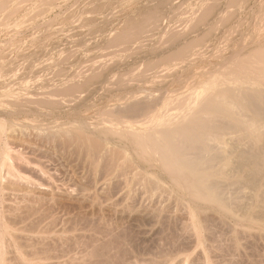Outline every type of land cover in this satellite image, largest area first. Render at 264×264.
Masks as SVG:
<instances>
[{
	"label": "rangeland",
	"instance_id": "rangeland-1",
	"mask_svg": "<svg viewBox=\"0 0 264 264\" xmlns=\"http://www.w3.org/2000/svg\"><path fill=\"white\" fill-rule=\"evenodd\" d=\"M1 1V3H5V7L3 9L6 11L3 9L0 11V102L2 100L4 101L3 92L6 90H9V93L13 91L10 93L9 97L10 100L12 99V102L13 98L14 101L18 99L22 101L24 98L27 100L28 93L30 95H28V98H30L32 95H34L33 93L35 90H39L41 88V90L38 91V93H40L42 90H44L45 86L43 87V85L47 83V85L50 87L51 83L55 82L51 85L52 87L54 86L53 90L55 91L57 88H59L60 91L57 89L56 92H53L51 89L52 87L49 88L46 85V92H41L42 95L45 93L43 96L48 95L50 99L52 98L51 100L54 102L53 107L49 106L48 104L46 105L45 103H43L42 106L37 104L36 106L34 105L35 103L31 105L30 103H33V100L37 101L38 104H41V95L36 93V91L35 93L38 94L37 96L39 97L40 95V101L38 98L34 99L36 96L35 94L30 98H33L30 100L31 102L28 101L29 99L27 101L25 100L28 105H24L25 101L23 104L21 103V106H17L16 104H12L11 101L7 102L6 100L0 103V123H3L4 121L5 124L4 130L2 129L3 132H0V251L2 253H0V264H2L3 261V264H15L17 262V264H31L34 262L35 264H47L45 262H48L49 264H68L72 261V257L79 259L76 260L74 258L70 264H73V262L77 263L80 259V263L83 261V263L88 264L90 261H87L86 259H89V249H91V246L94 247V245H98L102 243V241L106 240L107 235L100 234L99 230V232H97V228L94 230L93 227L97 223H94L93 226H91L92 230L89 229L90 225L86 221L91 223V221L94 220L96 222L97 218H100L101 216L102 218H107L109 220L107 223H111L112 221V227L115 221L118 224L117 225L115 223L118 226L116 229H119L118 231H124L121 233H124L125 236H128L127 232H129L128 237H131V239L126 237V240L131 241L129 244L131 243L133 248L128 244V241L126 245L128 244L133 249V252L131 253L132 250L128 247L127 249H130L128 250L130 254H128V252L127 254L123 255V258H120L121 261L118 260V262L115 264H118L119 262H121L119 264L197 263L195 262L194 255L196 256L195 253L198 251L195 250H197L196 248H198L199 245L196 243V245H194L192 242L195 241L193 240L195 238L193 235H191L192 232H188V230L184 231L180 225H183L184 228V224L189 226L193 219L196 220L198 218V220H200V217H204L202 216L204 215L203 212L199 213V216L202 214L200 217L198 216V203L193 201L192 198H190L178 185L173 184V180L171 181L170 177L166 176V174L162 172L157 162L145 161V159L135 153L127 141L122 139L117 134H106L94 128L99 129L101 124H98V121L100 123V120H104L105 118L109 123L117 122V120H114V118L111 116L110 117L113 120H109L111 118L108 116V111L114 112L124 109L131 102L125 99L126 96L128 94L131 95L132 93L135 94L134 92L144 91L145 86H147L146 88L150 89V92H154H151L152 94L157 95L154 96V99L157 97L159 98V100L155 101V107L157 106L156 109H158L159 106L161 107L163 102H161L162 100L160 99H163L164 101V99H166L164 96L166 95L164 94V98L159 97L162 96V93L159 92H163L162 90H165V84L159 85V88H152L151 85H147V83L143 81L144 79L140 84L137 83L138 81H135L126 85H120L117 83V81H114L118 80L120 76L123 77L122 75L127 74V72H133V70L136 72L138 71V68L147 66V63L158 59L160 55H164L165 57L166 54H169V49H176L177 46L178 49L181 44L198 37V34L200 35V33L212 23L216 22L217 25H219V33H221L223 31L222 29L225 27V25H228L230 21L223 25L220 21V16L228 11L232 0H215L212 12L204 23L199 24L196 33L186 32L188 31L189 25L190 23L192 24V22L190 21L189 23V18L188 20L185 18L188 16H191V19L196 17L192 15L196 13L198 14L200 12V10L199 12L197 11L201 8V5L203 4L202 2H205L206 0H51L52 2L49 0L51 3H49L47 0H16V2L15 0H4L5 2L3 0ZM210 1L212 2L213 0ZM263 1L264 0H242V6L241 9H238V13H242V15H246L247 13L249 15L253 12L255 17L259 13V10H262L261 5H264ZM199 5L200 8H198ZM13 6L15 7L13 8ZM16 6L19 7L16 8ZM194 6L197 7L196 13L195 10L193 11V8H196ZM247 7L249 9H247ZM179 9H181L180 12H178ZM187 10L189 11L188 14L186 12ZM190 10H192L194 14L190 12ZM181 11H185L186 14L184 13L182 15ZM153 12L159 14L160 26H158L159 29L157 28L153 30V32H147H152L151 35L156 34L157 37H154V35L151 37V35L149 33L147 34L146 32V35L144 34V38L146 39L142 37L137 40L136 43H133L135 48L140 47L139 49L136 48V50H133L135 48L132 45H130L131 47L128 45L129 49L126 47V50H121L122 52L120 50L112 51L113 49H107L105 47V45L113 41L118 34L122 33L126 29L127 25L132 22L142 20L146 15ZM179 13H181V17ZM175 16H177V18H175ZM183 17H185V24L186 20L188 23L185 25V28H183L184 31L182 29H179V31L178 28H182L181 26L184 23ZM178 18H182L181 23H183L180 26L178 23L180 19L178 20ZM173 20L178 23V26H176L177 24H175L176 22ZM167 23L170 25L167 26ZM171 24L178 28L174 30L171 27ZM165 25L166 27H164ZM186 26H188V28ZM162 28H166L164 29L165 32L172 28V30L177 31L180 34L185 33L186 35L180 39L182 40L181 42L179 41L169 49L156 48L153 52H149L150 49L154 47V42H156L158 45L163 41L164 38L160 37L165 36L162 34L164 31ZM156 30L158 31L156 32ZM181 30L183 31L182 33ZM158 32L160 36L157 35ZM147 37L151 38H148L149 42H147ZM158 38L162 40L158 41ZM145 40L146 42L139 43L140 41ZM142 43L147 44L143 46L144 44ZM156 43L155 46H157ZM132 47L133 49H131ZM148 47L150 49H148ZM105 48L108 51L106 54ZM110 50L113 53L111 56V52L109 53ZM115 52L118 53L119 58L115 59V57H117V53L115 54ZM103 54H109L108 56H105L108 59L105 58ZM102 57H104L105 59H103L105 61L107 60L108 63L107 61L105 62L104 60H101ZM109 57L113 58L110 59ZM109 59L112 63L111 66H109L111 64ZM94 60L96 61L95 63L93 62ZM112 60H115L116 62H112ZM96 63L97 65H95ZM105 63L106 65L108 64L107 66L109 67L105 66ZM199 63L200 61H198L197 64ZM89 64H92L90 65V68ZM165 64L170 66L172 63L167 61ZM84 66L87 69L89 68V70H86L91 73L94 68L96 71L97 69H103V73L100 77L92 79L87 85H90L89 87L83 85V89L79 88L80 91L82 90L81 93L79 92L78 94V92L74 91V96H72V92H70L71 94L68 96V93V95L64 93V85L65 89L66 87L74 85L75 83H77L78 86L82 85V82H84L83 79L85 80V78L89 76L90 73L85 71ZM91 66H93V69ZM98 66L100 67L96 68ZM82 71H84L86 74L85 78L82 76L84 73L80 75V72ZM56 72L58 74H56ZM78 72L79 77L77 76ZM113 75L115 77H112ZM21 78L22 80L27 78L28 81H26V79L24 82L21 80ZM77 78H80L79 82L81 81V84L77 81ZM110 79L112 81L111 83L109 81ZM66 80L68 83H72L68 85ZM73 80H75V82H73ZM170 80L171 79L168 80V85L170 84ZM26 82L28 84H26ZM13 83L16 87L18 85V87L21 89L24 86L23 89L26 91L23 89L21 90L18 87L16 90L15 86L12 87ZM62 83L64 84L63 86ZM108 83L111 87H108ZM5 86L12 87L10 88L12 90L9 88L5 89ZM25 86H27V88ZM85 87H87V89H85ZM28 88L33 90L31 91ZM84 89L86 91H84ZM61 90L64 92H61ZM17 91L23 99H20V96L16 94L18 93ZM14 93L18 99H15L17 97L14 96ZM55 93H58L60 96L57 98L58 95L56 94V96ZM63 93L66 97L63 95ZM75 93L77 94L75 95ZM82 93L86 95H83ZM63 96L64 99L62 98ZM6 97L7 96H5V98ZM73 97L74 99H72ZM9 98L7 100H9ZM44 98H47V96ZM69 98L70 100L72 99V101L68 100ZM50 99H48L49 102H52ZM63 101H66V103ZM9 102L12 104V106L11 104L8 105ZM56 102H58V105ZM62 102L64 105L59 104ZM164 105L165 104L162 106ZM133 117L126 115L124 116V118H127L126 120L122 119L121 117L120 119L123 121L125 120L126 122L137 121V123H135L136 125L138 122L141 123V121H144V119H142L144 115H135ZM120 119L118 120L121 123L125 122L121 121ZM128 119L131 120L128 121ZM31 121L34 122V124ZM74 121L76 123H73ZM35 123L37 125H35ZM69 123L71 125L77 123H87L90 129V135L97 138V140L101 143L99 148L96 150L90 148L87 149V146L85 145V148L84 144H82L80 141H74L73 143H70L67 141V133L58 135L59 138L57 137V134H55V138L52 135L53 139L51 138L52 136L47 137L48 139L51 138L49 140L46 138V135L52 130L53 131L50 133V135L56 130V132L59 133L66 126V130H71L73 125L68 126ZM136 125L135 128L142 132L144 128L142 129L141 127V131L140 127ZM147 127L148 124L145 125V129ZM139 131L138 133H140ZM63 134L65 136H63ZM67 135H69V133ZM6 156H8V158ZM10 162L12 163V166L10 165ZM144 208H149L150 212L148 215H150V217L154 212L151 210H157L161 218H171L173 225L171 223L170 227H174L175 225L177 226V229H180L178 227H181V232L180 230H176L175 227V230L169 228V231H167L172 233L173 231L171 230H174L175 232H173V234L176 236L178 233L177 235L179 237L176 236V238L169 236L170 238H167L170 234L166 231L168 234H166L167 236L161 235V238H164L165 240H160V235L158 236L156 230L154 231V229L159 225L156 224L155 226L152 222V219H149V216L148 218L147 216H144L145 220L140 219V213L142 214ZM207 211L208 210H206V212ZM210 212L212 213L213 211L211 210ZM208 213L209 212H207V214ZM211 213H209V216H211V219L216 222L215 219L218 218H216V213L214 212V214H212L215 216V218L214 216L212 217ZM16 215L17 218H19L17 221H15ZM101 219H98L97 221H101ZM217 220L219 221V219ZM230 222L232 223L231 220H229V223ZM15 224L16 226L14 227ZM116 225H114V227ZM5 226L8 228L10 226L12 231H15L18 227L20 229L13 232L12 234V231L9 232V229H7ZM153 226L155 227L152 228ZM122 227L125 228L127 232ZM4 229H7L6 231L9 232V235L6 232L4 235ZM221 231H223V234L225 232L226 237L228 230L225 231V229H220L219 233L215 231V234L219 235L222 233ZM90 232H92V234ZM179 232L182 236H180ZM10 233L13 235V237L16 235V239H19L14 240V238L9 237L11 235ZM95 233L97 234L95 235ZM173 234H171V236ZM36 236L37 239L35 240ZM43 236L45 240L42 241ZM91 236H93L92 241L91 239L89 240ZM30 237L33 238L30 239ZM72 238L76 239L73 240ZM172 238H176L178 240H173V243ZM11 239H13L14 242H11ZM31 241H34L35 243ZM39 241L41 243L43 242L42 245L45 244V241L48 246L51 245V247H53L49 248L50 251L48 248H45L47 251L51 252V254H48L47 252L41 253L42 259L38 261L36 259H38L37 257L40 255L39 252H43V248H41L42 246ZM188 241L190 243H188ZM15 242L21 246H17ZM56 242L59 245H57ZM65 246H67V248ZM17 248L20 252L22 250L24 254L22 255L23 257L19 256L21 261L25 257H27L28 260L27 258L23 259L25 262H21L20 258L18 261L16 260V257L18 258ZM198 250H201V248ZM20 252H18L19 255L22 254V252ZM56 253L59 255H56ZM44 254L49 256V258L45 259L46 256H44ZM70 255L71 257H69ZM57 256L59 259L54 258ZM124 256H126V258ZM188 256L190 258H194V260L192 259L193 261L190 262L184 261L188 258ZM190 258L188 259L190 260ZM29 260L33 262H29Z\"/></svg>",
	"mask_w": 264,
	"mask_h": 264
},
{
	"label": "bare ground",
	"instance_id": "bare-ground-1",
	"mask_svg": "<svg viewBox=\"0 0 264 264\" xmlns=\"http://www.w3.org/2000/svg\"><path fill=\"white\" fill-rule=\"evenodd\" d=\"M47 1H49V0H47ZM50 1H49V3L52 2V1L51 2ZM206 1H208V2H206ZM206 1L205 2L201 1L203 4L201 5V8H200V5L198 6V8H200L197 11V12H199V10H200V12L198 14L196 13L197 7L194 6L196 8L195 9L193 8V11L195 10V13L197 15L194 14L192 10H190V12H192L194 14L192 16H196V17H193V19H191V16L189 17L188 15H187L188 16L187 18L183 17V22L185 21L184 18L187 20L189 18L188 22L189 23H190V21L192 22V24L190 23L191 28H190V25L188 24L190 31L188 29V31H186V32H188V33L195 32L196 33L197 32L196 30H197V27L199 26V24L204 23L205 20L209 17L210 13L213 10V5H214L215 0H213L212 2L210 0H206ZM1 2H0V11L5 7L4 6L5 3L3 4ZM15 2H16V0H15ZM241 2H242V0H232L228 11L220 16V21L222 22L223 25H225V23L230 21V23L228 25H225V27L222 29L223 31L221 33H219V30H220L219 25H217L216 22L212 23L203 32H201L200 35L198 34V37H195L193 40L187 41V42L181 44L178 49H177L178 46L176 47V49L173 48L172 50L169 48L173 47V45L177 44L179 41L181 42L182 40H180V39L186 35L185 33L183 34L182 32L184 31L183 28H185V25L188 23L187 20H186V24H185V22L184 23L182 22L184 24V26H183V24L181 23L182 18L181 19L178 18V20L179 19L180 20L179 21L177 20V21L179 23V26L182 24V26H181L182 28L176 27V26H178V23L174 20L173 21L176 22L175 24H177V25L174 26L173 25L174 22H173V24H171V27L174 30H176L177 28H178V30L182 29L183 31L181 30V33L183 35L177 31L172 30V28L168 29L169 31H166V32L164 30L166 28H164V29L162 28L164 30L163 32H165V33L162 32V34H164L165 36H163V37L160 36L159 32L157 33V35H159L161 38H164L163 41L160 43L158 42L159 43L158 45L156 42H154V44H153L154 47H152L151 49L148 47V49H150L149 52H153L156 48H168L169 54H166L167 56L165 55V57H164V55H162V56L160 55V57L158 59L147 63V66H143V68H138V71H136V72H134V70L132 69L133 72H127V74L122 75L123 77L120 76L118 80H115V78H114V80H115L114 82L117 81V83L120 85H126L128 83H131V82L133 83L135 81L136 82L138 81L137 83L140 84L141 81L144 79L143 81L145 83H147V85L148 84L151 85L152 88L153 87L156 88L161 84H165L166 88H165V90H162L164 93L161 91L159 92V93H162V96H159V97H162V98L166 97V99H164V101H163V99H160V100H162L161 102H163L162 105L163 104H165V105L162 106L158 102L162 108L157 103L159 107H158V109H156L157 106L155 107V104H156L155 101L159 100V98L157 97L158 98L157 99L155 97L156 99H154V96H157V95L152 94L151 92H153V91L150 92V89L146 88L147 86H145L144 91L134 92L135 94L132 93L131 95L128 94L126 96L125 99L129 100L131 102L124 109L114 111V112L108 111V116L109 117L111 116L112 118H114V120H117V122H114V123L110 122L109 123L108 121H106L107 120L106 118L105 119L103 118L104 120H100V123L98 121V124H101L99 129L94 128V129L101 131L103 133H106V134H117L122 139L127 141L131 145V147L133 148L135 153L138 156L145 159V161L157 162V164L160 166V169L162 170V172L164 174H166V176L170 177L171 181L173 180L172 181V182H174L173 184L178 185L190 198H192L193 201L198 203V205H199L197 207L198 208V216H199V213L203 212L204 215H202V214L201 215L204 217L202 218V217H200L201 216L200 215L199 216L201 218L200 220H198V218L197 219L195 218L196 220L193 219V221L190 222L191 224L189 223L190 224L189 226H186V224H184V226H185L184 228H183V225H180V226H182V229L184 231L188 230V232H190V231L192 232L191 235H193V237L195 238V239H193L195 241H192V242L194 243V245L198 244L199 247L201 248V250H198V249H200L199 247L196 248L197 250H195L198 252L201 251L199 253L197 252L198 255H197V253H195L197 257L194 255L195 262H197L195 264H264V5L263 4L261 5L262 10L261 11L259 10V13L257 14V16L254 17L255 14L253 12H252L253 14L251 13L249 15L247 13H246V15L245 14L242 15V13H238L239 12L238 9H241V6H242ZM17 3H18V1H17ZM240 3H241V5H240ZM263 3H264V1H263ZM19 6H16V8ZM14 7L15 6H13V8ZM249 8H250V6H249ZM249 8L247 7V9H249ZM3 10H5V9H3ZM180 10L181 9H179L178 12H180ZM251 11H253V10H251ZM186 12L188 14L189 11L187 10ZM184 13H185V11L182 12V15ZM179 14L181 17L182 16L181 13H179ZM175 18H177V16H175ZM166 25L169 26L170 24L167 23ZM166 25L164 27H166ZM172 25L176 28H174ZM158 26H160L159 14H157L156 12L150 13V14L146 15L142 20L132 22L129 25H127L126 29L122 33L118 34L113 41L106 44L105 47L107 49H110V48L113 49L112 51H114V50L115 51H118V50L124 51V50H126V47H128V49H129L130 45H132L134 47V45H133L134 42L136 43V41L139 40L140 38H142V37L144 38V36L146 35L145 33L147 31L153 32V30L157 29ZM186 27L188 28V26H186ZM185 30H187V29H185ZM157 31L158 30H156V32ZM148 33L151 35L150 32H147V34ZM153 35H151V37ZM154 37H157L156 34L154 35ZM148 38L149 37H147V39ZM144 39H146V38H144ZM149 39H151V38H149ZM149 39L147 42H149ZM158 39H159L158 41L162 40L160 38H158ZM153 41H155V40H153ZM156 41H157V39H156ZM141 42H146V40L140 41L139 43H141ZM155 43L157 46H155ZM142 44H144L143 46H145L147 43H142ZM136 46H137V44H136ZM133 47L131 49H133ZM136 48H138V47H136ZM136 48L133 50H136ZM107 49L105 51V54H106V52H108ZM110 52H111V50L109 51V53ZM116 53L117 52H115V54ZM111 54H113V53L111 52L110 56H111ZM108 55L109 54H107V55L103 54L104 57L108 56ZM116 56L117 57H115V59L119 58L118 53ZM104 57H102L101 60H104L105 58H107V57H105V58ZM113 57H111V58H113ZM167 61H170L173 64V66H172V64H170V66L169 65L167 66L165 64ZM198 61H200L199 64H197ZM93 62L95 63L96 61L94 60ZM101 62H103V61H101ZM112 62H116V61L112 60ZM107 63H108V61H107ZM110 63H111V60H110ZM168 64H169V62H168ZM90 65H92V64H89V68H90ZM95 65H97V63ZM95 65H93V66H95ZM107 65L105 63V66H107ZM111 65H112V63L109 66H111ZM93 66H91V68ZM109 66H107V67H109ZM99 67L100 66H98L96 68H99ZM168 67H171V68H168ZM89 68L87 69L85 67V71L89 70ZM105 69H106V67H105ZM139 69H141V70H139ZM88 72L89 71H87V73ZM83 73H84V71L80 72V75ZM89 73L91 75L90 74H89V76L87 75L88 77H86L85 73L82 75V76H84L83 78L86 77L85 80L83 79L84 82H82L83 83L82 85L78 86L77 83H75L74 85H70L69 87H66V89H65V85L62 83V86L64 85V91L65 92L63 90H61V92H64L66 94L68 93L69 94V95L67 94L68 96H70V94H71L70 92H72V96H74V94H73L74 91L78 92V94H79V92L81 93L82 90L80 91V89H83V85L87 86L91 82L92 79L100 77L103 73V69H101V70L97 69V71H96V69L94 68L92 73L91 72H89ZM56 74H58V73L56 72ZM78 75H79V72H78L77 76ZM112 77H115V76L113 75ZM26 79L27 78H25V80ZM79 79L77 80L78 82H79ZM169 79H171V80H170V84L168 85L167 83H169V81H168ZM175 79H177V80H175ZM21 80H22V78H21ZM25 80H22V81L25 82ZM22 81H20V82H22ZM26 81H28V79ZM109 81H110V83L112 82L111 79ZM73 82H75V80H73ZM114 82H113V84H114ZM29 83H31V82H29ZM52 83L54 84L55 82H52ZM52 83H51V85H52ZM59 83H60V81H59ZM67 83H68V81H67ZM71 83H68V85ZM13 84H12V87L15 86V84L14 85ZM26 84H28V83L26 82ZM47 84L43 85V87L45 86L44 90H42L43 92H46L45 88H46ZM10 85H11V83H10ZM19 85H20V83H19ZM51 85H50V87H52ZM27 86H25V87L27 88ZM89 86H87V87H89ZM2 87H4V86H2ZM12 87L5 86V89L6 88L10 89ZM17 87H18V85H17ZM17 87L15 86L16 90H17ZM21 87H22V85H21ZM53 87L51 88L52 90L54 89ZM57 87H59V86H57ZM87 87H85V89H87ZM108 87H111L110 84ZM18 88L21 89L20 87H18ZM23 88H24V86H23ZM61 88H63V87H61ZM35 89H39V88H35ZM57 89L59 90V88H57ZM85 89H84V91H86ZM163 89H164V86H163ZM10 90H12V89H10ZM23 90H25V89H23ZM29 90H31V88ZM40 90H41V88L39 90H35V91H36V93H38V91H40ZM56 90L55 91L53 90V92H56ZM6 91L3 92V96H4V101L6 100L8 102V101L12 100V99L10 100L9 97H10V93H12L13 91L10 93L8 92L9 90L7 92ZM35 91L33 93L34 95L36 94ZM41 92L38 94L41 95V99L43 101L42 100L40 101V98H39L40 95L38 97L37 96L38 94H36V96L34 97V99L38 98V100L41 102V104L40 103L38 104L37 101H35V100H33L32 101L33 103H30V104L32 105L35 103L34 105L37 104V105L42 106V104L45 103L46 105L48 104L49 106L53 107L54 102H53V100H51L52 98L50 99L48 97V95H46L47 98L50 99V101H52V102H49V100L47 98H44L46 96H43V95H45V93L42 95ZM64 93H63V95H64ZM16 94H18V96H20L19 92ZM56 94L58 95V93H55V95ZM76 94L77 93H75V95ZM164 94L166 96H164ZM28 95H29V93L27 94V100L28 99H29L28 101L32 100L33 98L32 99H30V98L33 97L34 95H32L30 98H28ZM83 95H86V94H83ZM134 95H137V96H134ZM5 96H7L9 98V100H7L8 98L7 97L5 98ZM11 96H12V94H11ZM14 96H15V93H14ZM42 96L45 100L42 98ZM59 96L60 95H58L57 98ZM64 96L62 97L63 99H64ZM15 97H17V96H15ZM76 97H80V96H76ZM21 98H22V96H20V99ZM15 99H18V97ZM72 99H74V97ZM72 99L70 100V98H69L68 100L72 101ZM76 99H78V98H76ZM25 100H26V98H24L22 101H20L19 99L14 101V98H13L14 103L12 101H11V103L16 104L17 106H21V103L23 104ZM2 101L0 103H2ZM26 101H25L24 105H28L26 103ZM73 101H76V100H73ZM7 102H5V103H7ZM63 102L59 103V104L64 105ZM164 102H166V103H164ZM11 103L9 102L8 105H10ZM57 103L58 102H56V104ZM64 103H66V101ZM12 104H11V106H12ZM2 105H4V104H2ZM57 105H56V107H57ZM39 107H37V108H39ZM58 107H60V106H58ZM15 108H16V106H15ZM23 108L25 109L24 106H23ZM23 108H20V109H23ZM157 110H159V111H157ZM22 111H24V110H22ZM134 114L136 116L144 115V117H142V119H144V121L143 122L141 121V123L138 122V124H137L140 127L141 131L144 128L142 132H140L139 130H137L135 128V125H136L135 123H137L136 120H134L136 122H132V121L126 122L125 121L127 118H124V116L129 115V116L133 117V116H135ZM120 117L122 119H125L124 120L125 122L123 120H121ZM112 118L109 120H113ZM133 118H135V117H133ZM118 119H120L124 123H121ZM145 119H147V120H145ZM2 120H4V119H2ZM130 120L128 119V121H130ZM80 122H81V120H80ZM32 123L34 124V122H32ZM73 123H76V122L74 121ZM107 123H109V124H107ZM12 124H14V123H12ZM147 124H148V127L145 129V125H147ZM35 125H37V124L35 123ZM62 125H64V124H62ZM70 125L71 124L69 123L68 126H70ZM72 125H71L72 128L68 127V128H71V130L70 129L66 130L65 128L67 126L65 125L66 127L64 129H62L59 133H57L56 132L57 130H56L55 131L56 133L54 132L50 135V133L53 130L51 132L49 131L50 132V133L48 132L49 134L46 133L48 136L45 134L46 138L49 136L51 137L52 135L55 138V136H56L55 134H57V137L59 138L58 135H60L62 133H64V134L69 133V135L66 134V136L68 137V140H67L68 142L73 143L74 141H76V142L80 141L82 144H84V146L85 145L87 146V149L90 148V149L96 150L99 148L101 143L97 140V138L90 135L91 133H90V129H89L87 123L86 124L85 123H77V124H72ZM4 126H5V124L3 121V123H0V132L1 131L3 132ZM141 127H142V129H141ZM35 128H36V126H35ZM58 131H59V128H58ZM138 131L140 133H138ZM64 134H63V136H65ZM53 136L51 137L52 139H53ZM42 138H44V137H42ZM46 138H44V139H46ZM51 138H49V139H51ZM59 140H61V139H59ZM41 141H43V140H41ZM39 142H40V140H39ZM19 146H21V145H19ZM86 146H85V148H86ZM8 153H9V151H8ZM6 155H7V153H6ZM4 156H5V154H4ZM6 157L8 158V156H6ZM18 159H20V158H18ZM4 160H5V158H4ZM1 161H3V160H1ZM10 165L12 166V163ZM0 167H1V165H0ZM12 177H14V176H12ZM12 182H14V181H12ZM43 201H44V199H43ZM206 210H208L207 212H209V213H211L210 211L212 210L213 212L211 213V215L214 214V212H215L216 218L218 217L217 219H219V221L217 219H215L216 222H214L211 219V216H209V213L207 214ZM151 211H154V212L150 217V215H148L150 212L149 208L148 209L144 208L142 214L140 213V216H141L140 219L145 220L144 216L145 217L147 216V218L149 216V219L150 218L152 219V222L154 223L155 226H156V224L159 225V226H157L158 228L156 227L154 229V231L156 230L157 235L158 236L160 235V237H159L160 240H163L164 238H161V235L162 236L166 235L167 232L169 231V228L174 229V227L176 228L177 226L175 225L174 227H170L171 223L173 225L171 218H166V217L161 218L160 214L158 213L157 210H151ZM213 216L214 215H212V217ZM15 218H16L15 221H17V219L19 220V218H17V215ZM101 218H102V216L100 218L98 217L97 220L101 219ZM193 218H194V215H193ZM214 218H215V216H214ZM40 219H41V217H40ZM102 219H101V221L96 220V222L93 220L94 222L91 221V223H89V221H86L90 225L89 229L92 230L91 226H93L94 223L95 224L97 223L93 227L94 230H96L95 228H97V232L100 231L99 232L100 234L107 235V239L102 241V243H100V241H99L100 244H98V245L96 244V245H94V247L91 246V249L87 248L90 250L89 251L90 252L89 259H86L87 261H90L88 264H115L116 262H118V260L121 261L120 258L123 255L127 254L129 252L128 250L131 249L132 250L131 253L133 252V249H132L133 246H131V243L129 244V242H131V241L126 240V237L131 239V237H128L129 232H127L125 230V228L122 227L128 233V236H125L124 233H121L124 231H121V230L118 231L119 229L118 230L116 229L118 227L117 226L118 224L115 221H114V225H116V224L117 225L115 227L113 225V227H112V224H111L112 221H111V223L110 222L107 223V221H109L107 218H102ZM105 219H107V220L104 221ZM191 219H192V217H191ZM191 219H190V221H191ZM228 219L231 220L232 223L231 222L229 223ZM28 221H30V220H28ZM86 222H85V224H86ZM139 222H140V220H139ZM32 223H31V225H32ZM144 223H145V221H144ZM16 224L14 225V227L16 226ZM23 224H24V222H23ZM34 226H36V225H34ZM155 226H153L152 228H154ZM5 227L7 229H9L8 230L9 232L12 231L11 230L12 228H10V226H9V228L7 226H5ZM14 227H13V229H14ZM119 228H120V226H119ZM152 228H150V229H152ZM178 228H180V229L176 228V230H180V232H181V227H178ZM219 228L222 230L225 229V231L228 230L226 237H225V232L223 234V231H221L222 233L219 235L215 234V231H217L219 233V231H220ZM18 229H20V228L19 227L16 228L15 231H18ZM6 230L4 231V235L6 233L9 235V232H7ZM22 230H24V229H22ZM174 230H171V231L175 232ZM183 230H182V233H183ZM15 231H12V234ZM85 232H86V230H85ZM85 232H84V234H85ZM156 232H155V234H156ZM173 232L172 233L168 232L170 235L167 234L168 235L167 238L176 237V236L179 237L177 235L178 233L175 236L173 234ZM180 232H179V234H180ZM19 233H21V232H19ZM90 233L92 234V232H90ZM96 234L97 233H95V235ZM171 234H173L174 236L173 235L171 236ZM228 234H229V236H228ZM11 235L9 237L14 238V240L19 239V238L16 239V235L14 237H13V235L12 236ZM180 236H182V235L180 234ZM38 237H39V235H38ZM32 238L30 237V239H32ZM176 238H174V239L172 238V241L178 240ZM36 239H37V236H36L35 240ZM75 239H73V240H75ZM90 239L92 241L93 236H91V238H89V240ZM101 239H102V237H101ZM12 240L13 239H11V242H14V240L13 241ZM25 240H26V238H25ZM43 240H45L44 236L42 238V241ZM99 240H100V238H99ZM127 241H128V244L132 248L128 244L126 245ZM166 241H168V240H166ZM174 241H173V243H174ZM31 242L35 243L34 241H31ZM171 242H169V243H171ZM15 243L17 244V246H21V245H18L17 242H15ZM42 243H41V246H42L41 248H43L42 249L43 252H39L40 255H39V257H37L38 259H36L38 261L40 259H42L41 253L47 252L48 254L49 253L51 254V252H49L50 251L49 248L53 247V246L51 247V245L48 242L47 243L50 246H48L46 244V242L44 241V243H45L44 245L45 246L47 245L48 247L47 246L45 247L44 245H42ZM52 243H54V242H52ZM67 243H69V242H67ZM188 243H190V242L188 241ZM30 244H32V243H30ZM64 244H65V242H64ZM57 245H59V244L57 243ZM75 245H78V244H75ZM91 245H93V244H91ZM67 246H65V247L67 248ZM128 247L130 249H127ZM45 248L46 249L48 248L49 251H47ZM56 248H57V246H56ZM17 251L20 252L19 249ZM18 252H17L18 255L15 254L18 256V258L16 256H14V257H16L17 261L20 258L19 256L23 257L22 255H24L22 250H21V252H22L21 255H19ZM70 252H69V254H70ZM0 253H1V251H0ZM64 253H66V252H64ZM146 253H147V251H146ZM81 254H83V253H81ZM128 254H130V252ZM56 255H59V254L56 253ZM60 255H61V253H60ZM37 256H38V254H37ZM44 256H46L45 259L49 258V256H47L46 254H44ZM69 257H71V255ZM124 257L126 258V256H124ZM25 258H27V257H25ZM25 258H23V259H25ZM54 258H58V256L54 257ZM74 258L72 257V261ZM188 258H190V257L188 256ZM188 258L184 261L190 262V261L194 260V258H192V257L190 258V260ZM2 259L5 260L4 258H2ZM23 259L21 261V258H20V261L25 262ZM75 259L78 260L79 258L78 259L75 258ZM27 260H28V258H27ZM80 260L78 261L79 263L73 262V264L83 263V261L80 263ZM30 261L31 260H29V262ZM31 262H33V261H31ZM1 263H2V261H1ZM3 263H4V261H3ZM17 263H15V264H17ZM41 263H44V262H41ZM45 263L49 264L48 262H45ZM59 263H60V261H59ZM70 263H68V264H70ZM119 263H121V262H119ZM27 264H30V263H27ZM31 264H35V262L31 263ZM83 264H85V263H83ZM190 264H192V263H190Z\"/></svg>",
	"mask_w": 264,
	"mask_h": 264
}]
</instances>
